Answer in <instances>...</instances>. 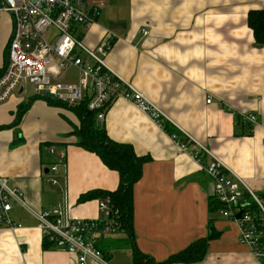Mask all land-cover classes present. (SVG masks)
Listing matches in <instances>:
<instances>
[{"label": "crops", "instance_id": "1", "mask_svg": "<svg viewBox=\"0 0 264 264\" xmlns=\"http://www.w3.org/2000/svg\"><path fill=\"white\" fill-rule=\"evenodd\" d=\"M110 1L80 35L83 44L94 48L110 32L107 67L186 133L190 150L194 143L205 146L264 195V44L255 42L247 25V13L264 0H126L120 16L114 8L111 14ZM104 8L109 16L102 18ZM9 34L10 25L0 69ZM24 90L0 105V125H9L19 104L29 102L16 126L0 130V176L22 195L10 213L20 226L0 228V264H76L74 255L45 243L36 214L59 207L63 218L101 219L98 202L117 188L119 175L77 146L71 110L48 104L42 94L24 98ZM247 113L256 116L255 125L242 121ZM101 126L110 139L149 156L132 187L131 237L124 231L96 238L109 264H133L134 249L163 262L209 233L216 236L201 260L167 264H259L239 244L235 224L211 209L210 179L189 152L177 149L168 128L124 99L109 106ZM50 145L66 156L56 172L49 171L56 162L46 150ZM88 192L95 193L79 201Z\"/></svg>", "mask_w": 264, "mask_h": 264}, {"label": "built area", "instance_id": "2", "mask_svg": "<svg viewBox=\"0 0 264 264\" xmlns=\"http://www.w3.org/2000/svg\"><path fill=\"white\" fill-rule=\"evenodd\" d=\"M105 4L106 0H0V16L8 15L10 22L7 61L0 75V105L19 93L24 84H30L36 94H48L70 107L85 103L100 122L114 101L124 99L161 128H169L172 123L160 110L107 67L105 57L112 46V34L106 31L94 48L86 47L80 39L96 23ZM51 28L53 35L46 39ZM142 33L146 35L147 31ZM70 67L77 69L78 81H57L61 71ZM241 119L251 126L257 123L252 113L243 114ZM172 126L169 137L179 151L191 154L210 179L217 210L235 224L239 244L264 264V195L252 191L205 146L194 143L195 148L190 150L191 138ZM46 150L56 158L49 171L56 172L58 165H65V152L55 153L52 145ZM50 181L56 182L53 178ZM21 201V193L0 176V228L20 226L10 213L13 202ZM98 210L101 219L63 218L60 208L55 207L36 214L38 228L48 246L74 255L76 264H109L96 238L119 234L124 228L108 197L99 200Z\"/></svg>", "mask_w": 264, "mask_h": 264}, {"label": "trees", "instance_id": "3", "mask_svg": "<svg viewBox=\"0 0 264 264\" xmlns=\"http://www.w3.org/2000/svg\"><path fill=\"white\" fill-rule=\"evenodd\" d=\"M247 25L253 33L255 42L264 44V5L260 9L250 10L247 13ZM0 69V75L3 72ZM34 98H37L36 96ZM41 98L50 105L62 106L72 111L77 119V124L71 123V134L76 137V144L80 148L96 154L102 163L109 169L114 170L119 175V183L114 191L104 193L105 197L111 200L117 212L119 221L124 231L131 237L132 224V187L140 179L142 167L149 160L147 155H138L132 146L127 143L117 142L110 139L103 126L97 127L95 113L86 109L85 103L76 107H70L49 97ZM29 107L28 103H21L12 124L0 125V130L16 126L21 117ZM170 131V128H168ZM95 192H88L79 197V201H84L93 196ZM212 210L217 209L215 200L210 202ZM214 233H209L204 239L188 246L185 250L170 256L163 262H156L153 259L134 249L133 264H167V263H193L201 260L206 253L207 242L215 237ZM46 246V245H44Z\"/></svg>", "mask_w": 264, "mask_h": 264}, {"label": "rangeland", "instance_id": "4", "mask_svg": "<svg viewBox=\"0 0 264 264\" xmlns=\"http://www.w3.org/2000/svg\"><path fill=\"white\" fill-rule=\"evenodd\" d=\"M126 4H127L126 0H111L109 2V5L111 6V14L113 13L112 9L114 8V10L116 11L114 16H120ZM102 14H103L102 18H104L105 16H109L106 8L103 9ZM8 25H10L8 20L4 16H0V28H1L0 29V48H2L4 45V42L6 39V37L4 36V32H5V28H7ZM53 32L54 30L52 28L49 29L45 35V38L50 39L51 36L53 35ZM77 79H78L77 69L75 67H70L58 79V81L62 83H74L77 81ZM24 86H25V90L20 96L27 98V97L35 95L36 92L30 84H24ZM99 214H100V217L103 218V215L101 213Z\"/></svg>", "mask_w": 264, "mask_h": 264}, {"label": "water", "instance_id": "5", "mask_svg": "<svg viewBox=\"0 0 264 264\" xmlns=\"http://www.w3.org/2000/svg\"><path fill=\"white\" fill-rule=\"evenodd\" d=\"M22 91V87L20 88V92ZM47 95V97H49V95L48 94H46ZM50 98V97H49ZM97 127L99 128V127H101V122L100 121H97Z\"/></svg>", "mask_w": 264, "mask_h": 264}]
</instances>
